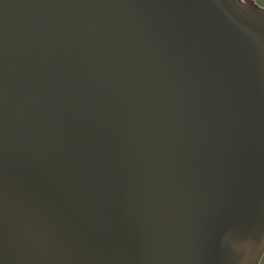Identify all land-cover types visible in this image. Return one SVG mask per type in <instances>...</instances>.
<instances>
[{
	"label": "water",
	"instance_id": "obj_1",
	"mask_svg": "<svg viewBox=\"0 0 264 264\" xmlns=\"http://www.w3.org/2000/svg\"><path fill=\"white\" fill-rule=\"evenodd\" d=\"M264 8L0 0V264H259Z\"/></svg>",
	"mask_w": 264,
	"mask_h": 264
},
{
	"label": "rangeland",
	"instance_id": "obj_2",
	"mask_svg": "<svg viewBox=\"0 0 264 264\" xmlns=\"http://www.w3.org/2000/svg\"><path fill=\"white\" fill-rule=\"evenodd\" d=\"M259 5L261 6H264V0H255ZM260 264H264V257L263 259L261 260V263Z\"/></svg>",
	"mask_w": 264,
	"mask_h": 264
}]
</instances>
